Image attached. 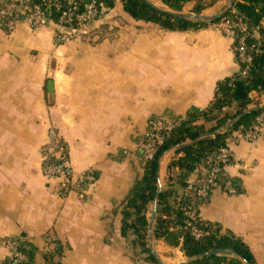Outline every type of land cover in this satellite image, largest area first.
<instances>
[{"label":"crops","instance_id":"crops-1","mask_svg":"<svg viewBox=\"0 0 264 264\" xmlns=\"http://www.w3.org/2000/svg\"><path fill=\"white\" fill-rule=\"evenodd\" d=\"M229 3L220 0L200 15H220ZM192 8L182 13L195 15ZM57 32L55 24L0 29V264L16 244L30 252L29 264L47 257L57 264H182L180 246L162 240H153L158 263L137 256L133 236L122 234L121 208L143 174L138 146L149 123L210 105L218 83L239 71L233 38L215 25L178 32L136 20L121 0L87 35L62 44ZM51 131L65 146L66 187L43 172ZM231 147L226 171L241 192L213 190L199 215L239 237L254 264H264V136ZM177 156L171 149L161 158L162 187ZM88 171L96 180L78 184Z\"/></svg>","mask_w":264,"mask_h":264},{"label":"trees","instance_id":"trees-1","mask_svg":"<svg viewBox=\"0 0 264 264\" xmlns=\"http://www.w3.org/2000/svg\"><path fill=\"white\" fill-rule=\"evenodd\" d=\"M33 1L41 4V0ZM161 1L171 11L162 10L149 0H121L124 11L132 18L158 24L169 31L184 32L225 21L233 24L241 21L249 29V34L245 36V50L246 55L250 56V62L243 61L239 56L237 49L243 34L235 30L233 48L239 71L218 83L215 96L207 108L190 110L185 117L175 121L176 125L171 131H162V144L156 146L152 158L146 159L139 151L143 174L134 183L121 208L122 234L133 236L132 243L138 250L137 256L158 263L149 247L148 236L149 213L159 194L153 223L154 241L162 240L171 246H180L187 258L216 250L224 251L201 256L189 264H254L252 253L239 237L230 232L224 233L218 225L202 219L189 223L186 210L196 200V181L189 182L190 175L196 172L198 177L201 176L203 169L208 167L207 158L215 156L234 133L251 129L256 118L264 112V108L253 109L262 105L264 97V0H234L229 11L209 21L175 13L183 14V8L193 4L192 12L200 15L220 0ZM115 2L103 0L99 15L113 8ZM58 17L59 13L56 12L54 19L58 20ZM245 69L246 74L243 75ZM249 109L252 110L246 113ZM229 122L232 124L227 127ZM182 144L186 145L178 148ZM171 149L179 156L169 163L168 183L159 192L160 161ZM176 170L178 173L173 176ZM231 180L235 193H240L238 181ZM178 188L183 191L181 195ZM193 226L206 233L197 238L192 231ZM20 250L27 254L30 263V252L23 245H20ZM45 264L57 263L52 257H47Z\"/></svg>","mask_w":264,"mask_h":264},{"label":"built area","instance_id":"built-area-1","mask_svg":"<svg viewBox=\"0 0 264 264\" xmlns=\"http://www.w3.org/2000/svg\"><path fill=\"white\" fill-rule=\"evenodd\" d=\"M103 0H41V4H35L33 0H0V29L11 32L22 23L29 24L32 28H39L47 24H55L58 32L55 35L59 43H68L72 40L87 35L92 23L99 15V7ZM58 12V20L54 19V14ZM225 35L235 38V30L243 36L239 39L238 52L243 61L250 62V56L246 55L245 36L249 34L248 27L241 21L237 24L221 22L215 24ZM246 74V69L242 71ZM176 125L174 121L162 119L151 120L143 140L140 141L138 150L144 154L146 159L152 158L156 151V146L162 144L161 132H169ZM264 136V112L256 118L253 127L247 131H238L228 140L215 156L207 158V168L196 180V200L190 205L186 214L189 223L200 218L199 209L201 204L208 199L210 193L215 189H220L228 193H235L231 178L228 176L226 168L233 161L232 143L246 140L255 141ZM49 155L43 167L45 175L54 178H62V186L66 187L69 182L68 163L64 157V144L59 140L54 131L49 133ZM96 176L92 171L83 172L77 178L78 184L92 183ZM194 235L199 238L206 232L202 229L192 227ZM29 257L20 250V245H15L8 261L5 264H28Z\"/></svg>","mask_w":264,"mask_h":264},{"label":"water","instance_id":"water-1","mask_svg":"<svg viewBox=\"0 0 264 264\" xmlns=\"http://www.w3.org/2000/svg\"><path fill=\"white\" fill-rule=\"evenodd\" d=\"M233 2H234V0H230L229 6L225 10L224 13H226L227 11L230 10V8L233 5ZM224 13H222L220 15H217V16H212V17L201 16V15H196V14L195 15H187V16H190L191 18L196 19V20H208L209 21V20L215 19L216 17L222 16ZM175 14L176 15H179V16L186 15V14H180V13H175ZM48 97H49V101H51L52 98H53V85H52V81H49L48 82ZM261 108H264V105L263 104L255 107L253 109H261ZM251 110L252 109H249L248 111H246V113L247 112H250ZM236 119H238V118H236ZM231 124H232V122H229L227 124V127H229ZM184 145H186V144H182L178 148H181ZM161 189H162V185H161V183H159V192L161 191ZM158 195L159 194H157V196L155 198V201H154V204H153V209H152V214H151L150 220H149L150 232H149L148 239H149V247H150L152 253L155 255L156 259L158 261H160L158 254L156 253L155 249L153 248V223H154V219H155V216H156V213H157ZM219 253H224V251H222V250H216V251L207 252V253L202 254V255H196V256H193L191 258H187L182 264H189V263L193 262L194 260H196L197 258H199L201 256L211 255V254H219Z\"/></svg>","mask_w":264,"mask_h":264}]
</instances>
